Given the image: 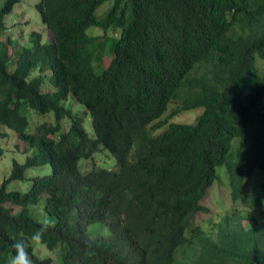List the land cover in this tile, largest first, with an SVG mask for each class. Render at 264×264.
<instances>
[{
  "label": "trees",
  "instance_id": "obj_1",
  "mask_svg": "<svg viewBox=\"0 0 264 264\" xmlns=\"http://www.w3.org/2000/svg\"><path fill=\"white\" fill-rule=\"evenodd\" d=\"M38 9L57 39L51 77L45 56L9 55L0 41V123L34 151L0 186V264L45 216L55 258L30 248L34 264H264V218L234 213L216 233L192 222L219 167L234 202L264 196V0H40ZM48 83L58 91L43 94ZM57 84L89 111L94 138L55 100ZM198 108L195 124L171 121ZM31 110L57 124L31 136ZM102 151L117 168L97 167ZM44 165L51 173L29 178L26 192L9 190Z\"/></svg>",
  "mask_w": 264,
  "mask_h": 264
},
{
  "label": "clouds",
  "instance_id": "obj_2",
  "mask_svg": "<svg viewBox=\"0 0 264 264\" xmlns=\"http://www.w3.org/2000/svg\"><path fill=\"white\" fill-rule=\"evenodd\" d=\"M27 2L31 3L32 7L28 6ZM39 2H40V0H0V41L4 42L8 46L9 55L16 52V50L17 51L19 50V51H22L23 54L28 53V51H29L31 54H33V55L35 54L39 57L45 56L44 57V69H45L44 71L45 72L43 73V75L45 77L46 76L51 77L53 73L50 69H48L49 61H50L49 60V54H50L49 45H53V44L57 43V39H56V34L53 31V29L50 27L48 22L45 21L41 9L40 10L38 9ZM97 14L99 15L98 12H97ZM103 15H101V16H103ZM15 17H20L18 19L19 23L21 22L23 17L25 18L26 21L21 23V24L11 25L10 20H13ZM36 21H37L38 26H42L46 30L48 36H46V34L44 32H41V31L35 29ZM96 28H98V27H96ZM98 29H100V28H98ZM101 31H102V29H101ZM9 32H12L14 35L8 34ZM5 34H6V38L4 39L2 37ZM101 35H103V33ZM101 35H93V36H101ZM110 37H114V36H110ZM63 42H64V40L62 41V43ZM32 48H38V50L34 53ZM35 76L36 75H33L32 78H34ZM58 86L61 88V91L57 94V96L55 97V100L57 99L59 104H61V105L70 106L71 109H73L75 112H77V114H78V116L81 119L82 124H83V119L81 118L80 111L76 108L75 105L67 104V102L70 98H72L75 101V99H74L75 97L72 94H67L66 96L62 95V91H64V87H61V84H59ZM57 91H58V87L55 84H53V83L49 84L48 83V84L44 85L42 93L43 94H53V93H56ZM60 96H61V98H59ZM75 102H77V101H75ZM78 104H80V103H78ZM85 110L87 111V113H89V111L87 109H85ZM29 113H30V128L28 130H32V133H30L31 136L33 134H36L38 127L43 125V124H47V126L57 124L55 116L52 113L38 114L33 110H31ZM31 115L32 116L35 115L39 118H42L43 116H51L53 118V120L51 123H49L48 121L42 120L43 122H41L40 124H38L34 128V127H32V116ZM89 115H90V113H89ZM90 117H91V115H90ZM91 120H92V117H91ZM60 125H61V133H66L70 130L71 121L69 119H63L60 122ZM65 125H68V127H69L68 130L64 129ZM0 126L3 129H6L8 131L6 133L1 132L0 133L1 137H5L6 134H10V133L13 134V132H11L12 130L10 128H8L7 126L2 125L1 123H0ZM93 129H94V127H93ZM94 135H93V138H94ZM17 137H18V143L16 146H14V148L6 147L5 145L4 146L0 145V153H1L0 159L5 156V154L8 150L13 151L14 153L18 152L22 155H26V160L29 156L33 155L34 151L28 145H25L22 142V139H21V137H19L18 134H17ZM90 137H91V135H90ZM57 138L59 139V137H57ZM6 140H7V138H6ZM234 141H232V148L238 149L240 138H235ZM236 151H234V152H236ZM26 160H25V162H26ZM86 161H88L90 163L89 160H86ZM23 164H25V163H22V165ZM46 166L47 165L40 166V167H32V168H44ZM90 166H92V164L88 166L89 170H91ZM27 169H29V168H27ZM50 173H51V171H50ZM226 173H227L229 181H230V176H229L227 171H226ZM25 174H26V172H25ZM49 174H46V175H49ZM46 175H43V176H46ZM220 176H221V174H218V178L214 181V183L207 190L206 196L200 201L201 206L203 205V201L205 200L208 193L210 192L209 190L211 188L213 189L215 184H217V182L219 181ZM34 177H36V176H34ZM32 178L33 177H31V179ZM14 182H18V181H14ZM231 186L232 185L230 183V187ZM231 193H232V188H231ZM232 199H233V193H232ZM201 212H208V209H207V211H201ZM232 216L229 215V217H232ZM227 218H228V216L225 217L223 222H221L220 224L215 226L218 229L213 230L212 232L216 233L221 229L222 225L223 226L228 225L229 223L228 224L225 223V221L227 222ZM36 222L39 226L36 228V230L31 234V236L27 240L20 239L11 245V247L14 249V254L9 259L8 264H34L33 258L29 254L30 248L33 250L34 249L37 250L42 245L46 248V251L49 252L47 250V247L45 245H43L45 243L44 237H45V234L51 228L55 227V220L53 218H49V217L45 216L43 218L38 219ZM192 222H193V220H192ZM233 223H235V221H233ZM210 230H212V229H209V231ZM49 253H51V252H49ZM52 253L54 254V252H52ZM43 257L44 258H50V257H45V256H43ZM54 258L55 257H53L52 259H54Z\"/></svg>",
  "mask_w": 264,
  "mask_h": 264
},
{
  "label": "rangeland",
  "instance_id": "obj_3",
  "mask_svg": "<svg viewBox=\"0 0 264 264\" xmlns=\"http://www.w3.org/2000/svg\"><path fill=\"white\" fill-rule=\"evenodd\" d=\"M27 5L32 7V4L27 2ZM113 5V1H108L103 4V6L99 9L98 13L99 15H103L108 9H110ZM20 17H15L13 20H10L11 25L15 24H21L25 22V18L21 20V22H18V19ZM35 29L39 30L41 32H44L46 36H48L46 30L42 26L37 25V21L35 24ZM87 33L89 35H101L103 32L101 29H98L96 27H91L88 29ZM8 34L14 35L12 32H9ZM110 36H117V34H110ZM2 38H6V34L3 35ZM106 64H108L109 59L105 58ZM260 60H258V65H260ZM69 105H75L76 108L80 111L81 118L83 119V125L85 130L93 137L94 135V129L91 117L89 113L85 110V108L81 105L75 102L72 98H70L67 102ZM172 111L170 110L165 116L167 117ZM203 112L202 108H198L192 111L182 112V114H179L176 116L173 120V122L176 123H186V124H195L197 122V117ZM32 116V115H31ZM48 121L49 123L52 122L53 118L51 116H43L42 118H39L37 116H32V127H36L38 124H40L43 121ZM68 125L64 126L65 130H68ZM6 133L8 132L6 129H3L0 126V133ZM13 132V131H11ZM28 133H32V130H28ZM11 134V133H10ZM6 134L5 137H1L0 135V145L6 146V147H12L17 145L18 143V137L17 134L13 132V134ZM7 138V140H6ZM236 141V140H235ZM234 141V142H235ZM14 160H18L21 163H25L26 155H22L18 152L14 153L11 150H8L3 158L0 159V186L4 179H7L9 177V174L12 170V164ZM90 163L86 160H82L79 163L80 169L83 172H86L89 170L88 166L92 164L93 160H89ZM94 161L97 164V167L100 168H108V169H114L117 168L116 159L110 154L105 151L100 152L95 156ZM90 169H93L92 166H90ZM50 168L48 166L44 168H29L26 170V176L27 179L23 181L13 182L9 186L10 191H22L26 192L30 186L31 181L29 178L34 176H43L50 173ZM218 174H221L219 181L213 189L209 190L207 197L203 201L204 207L208 209V212H199L193 219V225L201 226L207 230H217L215 226L220 224L224 221L225 217L232 216L234 213L238 215H242L245 212H250L253 216H255L259 221L263 220L264 218V196L259 194L258 196H255L253 199H250L248 201H237L234 202L232 199V193H231V187H230V181L228 178V175L226 173L225 166L218 168ZM258 183H252L249 186H245L246 193L249 195L255 194L258 190ZM235 219V222H237V219ZM104 232H107V230H104ZM37 251H39L43 256L53 258L55 257L53 253H49L46 251V248L44 246H40Z\"/></svg>",
  "mask_w": 264,
  "mask_h": 264
}]
</instances>
